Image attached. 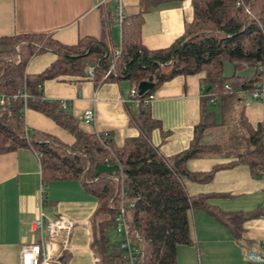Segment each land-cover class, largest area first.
I'll return each mask as SVG.
<instances>
[{
    "label": "trees",
    "instance_id": "obj_1",
    "mask_svg": "<svg viewBox=\"0 0 264 264\" xmlns=\"http://www.w3.org/2000/svg\"><path fill=\"white\" fill-rule=\"evenodd\" d=\"M180 1L138 0V14L125 15L118 27L120 43L111 32L115 22L111 12L102 20L99 38H80L74 45L61 44L50 34L0 37V155L28 148L38 156L44 183L82 182L97 202L91 220L96 264H124L123 252L110 244L106 234L114 226L120 205V179L130 230L143 241L139 264H177V247L193 244L190 215L195 210H204L224 225L236 242L242 238L244 222L261 215L260 210L249 214L214 210L208 204L210 196H190L185 182L208 184L217 171L237 164L260 178L264 170L262 124L255 129L244 125L246 134L233 143L204 145L202 140L215 123L212 114L202 111L188 149L165 158L150 141L151 132L160 129V124L151 118L147 102L161 85L179 76L197 75L206 89L205 101L219 99L225 108L239 94L249 98L261 81L264 64V0H190L193 18L185 24L183 34L167 48H145L141 35L144 16L161 5ZM116 49L120 50L118 57L114 56ZM45 53L52 54L54 61L42 72L28 74L30 60ZM226 63L232 67L229 77L224 75ZM89 67L93 68L89 79L96 86L121 81L136 89L141 82L154 85L143 95L137 94L130 124L138 135L127 138L122 147L109 134L83 133L61 102L43 97L46 82L88 78ZM247 69L252 74L241 75ZM26 110L42 114L68 132L73 144L43 132L28 135ZM221 152L233 155L236 161L206 173H193L186 167L189 160Z\"/></svg>",
    "mask_w": 264,
    "mask_h": 264
},
{
    "label": "crops",
    "instance_id": "obj_2",
    "mask_svg": "<svg viewBox=\"0 0 264 264\" xmlns=\"http://www.w3.org/2000/svg\"><path fill=\"white\" fill-rule=\"evenodd\" d=\"M121 6L124 16L139 12L138 0H121ZM108 12L115 15L116 0H0V37L50 34L61 44L74 45L80 38H99L102 20ZM192 18L190 0L152 9L144 16L142 44L152 51L169 47L183 34L185 24ZM111 32L113 37L116 32L114 39L120 43V31L115 24ZM54 59L50 53L38 55L30 60L26 72L38 74ZM200 79V75L176 77L158 87L151 96V118L159 122L160 129L151 132L150 141L165 158L188 149L194 129L202 119V111L212 114L215 123L206 132L202 140L204 145L233 143L234 138L246 134L244 125L255 129L264 121V105L242 94L225 104V108L219 99L205 101L206 89ZM132 89L134 87L126 81L96 86L89 77L65 79L46 82L43 97L65 103V113L78 121L83 133L109 134L115 145L122 147L127 138L138 135L137 128L130 124V115L136 110L130 97ZM206 103L218 110H207ZM87 110L95 114L92 124L81 120ZM229 114L237 115L236 127L227 136V142H219L224 138L222 131L227 130L225 123ZM24 120L28 135L38 131L66 145L74 142L72 135L40 113L26 110ZM234 161L233 155L221 152L189 160L186 167L193 173H206L217 165ZM185 186L190 196H210L209 206L224 214H249L260 210L261 215L244 222L242 238L236 242L227 228L207 212L193 211L190 215L193 244L177 247V264H264L249 259L251 254L264 257L261 248L264 243V183L259 177L253 176L247 166L237 164L217 171L208 184L187 181ZM96 208V199L78 180L44 183L38 156L31 149L0 155V264H19L21 248L38 241L39 233L31 228V223L40 214L45 217L44 227L47 221L59 217L76 224L64 264H96L98 258L91 248V220Z\"/></svg>",
    "mask_w": 264,
    "mask_h": 264
},
{
    "label": "built area",
    "instance_id": "obj_3",
    "mask_svg": "<svg viewBox=\"0 0 264 264\" xmlns=\"http://www.w3.org/2000/svg\"><path fill=\"white\" fill-rule=\"evenodd\" d=\"M105 2V0H104ZM246 14H250L249 10L245 9ZM124 19L122 12L121 0H116V13H115V26L120 27ZM120 50L114 51V56L118 57ZM264 66V64H263ZM263 66L260 68L262 72L261 81L256 85V88L250 95V99L253 101L261 102L264 105V75ZM89 78H93V68L87 69ZM108 73L106 74V76ZM138 94L137 89H132L130 97L133 104H137L136 96ZM24 97V96H23ZM152 97H149L147 103L150 102ZM0 98V104H2ZM65 103H62V108L65 109ZM95 114L92 110H87L81 117V120L86 124H92L94 122ZM264 129V121L262 123ZM263 162H264V145H263ZM117 180V179H116ZM260 180L264 183V170ZM120 185V205L118 212L114 219V228L118 234L122 236V242L118 246L119 250L123 252L124 264H139V259L142 256V244L143 241L137 233H132L127 220L125 208H124V191L121 186V179L117 180ZM264 206V204H263ZM45 217L43 214L39 215V218L31 223V228L39 233L38 241L34 244L24 246L21 248L19 255V264H64L63 258L66 252L70 249V238L76 224L66 218L59 217L54 220L47 221L44 227ZM262 252L264 253V243L262 245ZM249 259L264 262V257H260L256 254H251Z\"/></svg>",
    "mask_w": 264,
    "mask_h": 264
},
{
    "label": "rangeland",
    "instance_id": "obj_4",
    "mask_svg": "<svg viewBox=\"0 0 264 264\" xmlns=\"http://www.w3.org/2000/svg\"><path fill=\"white\" fill-rule=\"evenodd\" d=\"M114 33H115L114 34V37H115L116 32H114ZM251 71L252 70L247 69L246 71L242 72L241 75L249 74ZM224 75L225 76L232 75V67L228 63H226L224 65ZM206 108H207V110H213V111L218 110V108H216L212 104L210 105L209 103H206ZM236 123H237V115L236 114H229L228 117L226 118V123H225L227 130L222 131V135L224 137L223 138L224 140L222 139V141H219V142H223V141L227 140V136H230L231 135L230 133H232L231 131L233 129H235ZM225 142H227V141H225ZM106 234L108 236V239H109L111 245L119 246L123 240L122 236L117 233V231L115 230L114 227L107 228Z\"/></svg>",
    "mask_w": 264,
    "mask_h": 264
},
{
    "label": "water",
    "instance_id": "obj_5",
    "mask_svg": "<svg viewBox=\"0 0 264 264\" xmlns=\"http://www.w3.org/2000/svg\"><path fill=\"white\" fill-rule=\"evenodd\" d=\"M154 87V85L152 83H148V82H141L138 86V95L141 96L144 93H146L147 91L151 90Z\"/></svg>",
    "mask_w": 264,
    "mask_h": 264
}]
</instances>
